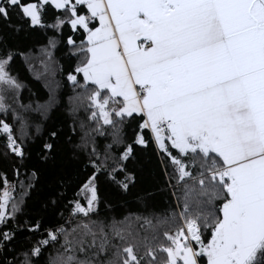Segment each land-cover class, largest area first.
Masks as SVG:
<instances>
[{
    "label": "snow or ice",
    "instance_id": "obj_1",
    "mask_svg": "<svg viewBox=\"0 0 264 264\" xmlns=\"http://www.w3.org/2000/svg\"><path fill=\"white\" fill-rule=\"evenodd\" d=\"M0 264H264V0H0Z\"/></svg>",
    "mask_w": 264,
    "mask_h": 264
},
{
    "label": "trees",
    "instance_id": "obj_2",
    "mask_svg": "<svg viewBox=\"0 0 264 264\" xmlns=\"http://www.w3.org/2000/svg\"><path fill=\"white\" fill-rule=\"evenodd\" d=\"M17 70L20 73V79L22 82L27 86L25 89L22 90V94L27 97L29 95V90L31 92L36 93L38 97L42 96L43 98H47V91L44 89L43 84L41 81H37L34 79V77L28 73L25 69L21 68L19 65L17 66ZM57 79H63L62 76H57ZM70 94V89H68L66 86L62 87L58 95L61 96L66 100L67 95ZM26 102V101H25ZM63 108L59 109V111L55 112V115L53 117V122H57L63 115ZM147 159V158H145ZM59 168V164H57L56 168L52 170V172L49 175V179H54L57 169ZM154 179L152 169L150 166H145V171L138 175V180L142 182L141 185H138V187L142 185H147L148 183L152 182ZM102 196L106 197L108 200H110L114 207L117 209L121 208V199L118 194L112 192L109 189H102ZM120 213H117V218H120Z\"/></svg>",
    "mask_w": 264,
    "mask_h": 264
}]
</instances>
